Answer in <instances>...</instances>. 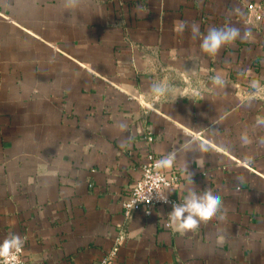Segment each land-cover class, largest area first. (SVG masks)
Returning <instances> with one entry per match:
<instances>
[{"label":"crops","instance_id":"crops-1","mask_svg":"<svg viewBox=\"0 0 264 264\" xmlns=\"http://www.w3.org/2000/svg\"><path fill=\"white\" fill-rule=\"evenodd\" d=\"M212 27L247 37L208 55ZM149 152L174 153V200L211 189L225 219H127ZM121 231L112 264H264V0H0V243L20 235L25 264H100Z\"/></svg>","mask_w":264,"mask_h":264},{"label":"clouds","instance_id":"clouds-1","mask_svg":"<svg viewBox=\"0 0 264 264\" xmlns=\"http://www.w3.org/2000/svg\"><path fill=\"white\" fill-rule=\"evenodd\" d=\"M80 4L81 0H64V7L70 12L78 9ZM193 32L198 35V27H194ZM246 37L247 33L241 36L240 30L236 27H212L208 30L207 34L203 36L200 42V48L205 54L216 55L225 45ZM217 83H219L218 78ZM252 83L256 85L258 82L253 81ZM150 91L158 96H162L166 92L162 86L155 82L152 83ZM252 95H256V92H253ZM240 139L244 145L251 142L247 134H242ZM200 150L202 152H207L208 148L207 146L201 145ZM173 162L174 153H170L165 158L159 160L157 164L161 168H167L171 167ZM157 196L165 203L168 202L166 194L161 196L158 193ZM223 207L224 205L221 197L215 194L211 189L204 190L202 193L191 190L187 193L182 202L172 205V211L169 213L168 219L173 229L183 234L186 231H195L199 228L201 223H207L213 218L224 220L225 217L221 214ZM23 243L22 237L18 234H12L6 237L3 242L0 243V261H3V264H17V254L21 251Z\"/></svg>","mask_w":264,"mask_h":264},{"label":"built area","instance_id":"built-area-1","mask_svg":"<svg viewBox=\"0 0 264 264\" xmlns=\"http://www.w3.org/2000/svg\"><path fill=\"white\" fill-rule=\"evenodd\" d=\"M250 10H255L256 5H250ZM139 103L142 107L154 110L152 104L146 103L142 96L138 98ZM149 144L154 142L152 136L147 137ZM162 158L153 152H149L142 164L139 167V176L133 187L128 192L126 199L122 202L124 207V213L127 219H131L136 210L142 209L147 216H150L157 208L161 206H170L174 203H178L174 200L168 193L167 189L174 186L178 181V176L173 175L168 177L162 171V168L158 166L157 162ZM161 196L167 195L168 202L165 203L163 200H160L157 194ZM170 226V223H168ZM126 240V232L121 231L116 243L113 246L110 253L101 261L100 264H112L115 261L119 248L124 244ZM18 261L17 264H25L24 258V246L21 251L17 254ZM0 264H3V261H0Z\"/></svg>","mask_w":264,"mask_h":264}]
</instances>
